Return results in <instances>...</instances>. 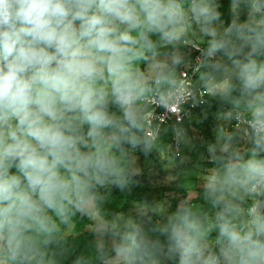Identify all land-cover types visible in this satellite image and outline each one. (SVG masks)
<instances>
[{
  "label": "clouds",
  "instance_id": "1",
  "mask_svg": "<svg viewBox=\"0 0 264 264\" xmlns=\"http://www.w3.org/2000/svg\"><path fill=\"white\" fill-rule=\"evenodd\" d=\"M230 8L225 24L218 0H0V264H44L37 244L59 224L96 207L99 189L129 187L130 153L153 143L145 102L193 98L176 78L180 43L236 112L218 115L237 123L207 146L211 211L178 204L149 229L118 216L96 261L264 264V0Z\"/></svg>",
  "mask_w": 264,
  "mask_h": 264
},
{
  "label": "trees",
  "instance_id": "2",
  "mask_svg": "<svg viewBox=\"0 0 264 264\" xmlns=\"http://www.w3.org/2000/svg\"><path fill=\"white\" fill-rule=\"evenodd\" d=\"M218 3L222 19L226 24L231 19L230 0H218ZM244 18L241 17L242 20ZM189 37L196 40L191 32ZM177 47L185 55V63L176 68L178 80L179 70L187 64L194 53L184 43H180ZM196 85L202 86L198 77ZM146 110L147 107L144 105L143 115ZM224 112L234 114L229 103L213 96L209 90L207 102L184 120L182 129L186 135L191 137L193 144L192 160L187 164L181 162L180 153L173 154L168 133L154 140L149 152L144 153L139 150L131 152L129 165L135 171L132 157H137L138 171L135 172L138 174L129 187L120 190L109 185L98 190L101 199L92 210L102 222L103 228H107L109 221L120 216L123 218L121 222L132 220L141 224L145 229H149L156 224L163 223L168 214L182 203L196 208L203 207L204 211L210 212L211 209L204 203L202 189L205 176L216 166L211 162L203 142L206 140L216 142L217 127L222 120L218 118V115ZM230 120L232 121L231 118ZM233 129L230 124L228 130ZM141 135H145V131ZM184 135H181V149L184 145ZM246 149L245 147L241 151ZM197 165L202 167L198 170L200 174L203 173L199 177L195 169ZM193 169L195 178L193 177L194 183L190 186L187 185L189 184L187 174ZM108 239V236L98 235L96 224L91 214L86 211L74 214L66 224H59L49 244L46 247L37 244V248L44 253V264H76L78 258H83V264H98L97 249L108 248Z\"/></svg>",
  "mask_w": 264,
  "mask_h": 264
},
{
  "label": "built area",
  "instance_id": "3",
  "mask_svg": "<svg viewBox=\"0 0 264 264\" xmlns=\"http://www.w3.org/2000/svg\"><path fill=\"white\" fill-rule=\"evenodd\" d=\"M190 47V46H189ZM194 53L186 65L182 66L178 73V81H185V87L191 89L193 98L187 102L177 101L178 110L166 111L163 107H158L155 102L146 101L147 107L144 113L146 125L145 135L152 134L153 141L161 138L163 134H169L172 151L178 155L181 151V135H184L182 124L193 111L204 105L208 100L209 90L203 86L196 85L198 72L195 70L196 57L199 53L190 47ZM236 112L234 111L235 115ZM237 121L232 119L231 127L235 128ZM243 126V125H242Z\"/></svg>",
  "mask_w": 264,
  "mask_h": 264
},
{
  "label": "rangeland",
  "instance_id": "4",
  "mask_svg": "<svg viewBox=\"0 0 264 264\" xmlns=\"http://www.w3.org/2000/svg\"><path fill=\"white\" fill-rule=\"evenodd\" d=\"M192 32H197V35L194 36V37L196 38V40H198L199 39L198 30L194 27L193 30H192ZM207 143H209V142H206V145H207ZM183 144L184 145L182 146V149H181V152H180V157H181V162H185L187 164L188 162H190L192 160L189 157V154L188 153L190 151V148H192L193 144H192L191 140L188 137L187 138L186 137H183ZM186 148H189V151L188 150H185ZM173 154H175V153L173 152ZM170 159H172V158H170ZM136 160H137V157L133 156L132 157L133 169L135 171H138V164H137ZM195 169L198 172V177L200 175L202 176V172L200 174V172L198 171V170L202 169V167H200L199 165H197L195 167ZM194 175H195V170L194 169L191 170V171H189V173L187 174V177H188V182L187 183H189V184H187V185H190L191 186L194 183V181H193ZM190 195H191V193H190ZM88 212L91 214V216H92V218H93V220H94V222L96 224V230L98 231V235L99 236L102 235L106 228H103L104 226L102 225V222L98 219V217L95 215V213L93 212V210L88 211ZM111 243H112V241L109 238L108 239V247L111 246Z\"/></svg>",
  "mask_w": 264,
  "mask_h": 264
},
{
  "label": "crops",
  "instance_id": "5",
  "mask_svg": "<svg viewBox=\"0 0 264 264\" xmlns=\"http://www.w3.org/2000/svg\"><path fill=\"white\" fill-rule=\"evenodd\" d=\"M230 124H231V120L230 119H222L221 121H220V125L219 126H223L224 128H226L227 130H228V128L230 127ZM185 134V133H184ZM184 137H188L190 140H191V137L189 136V135H184ZM206 142H209V143H207V145H206ZM210 143H212L210 140H206V141H204L203 142V145L205 146V148L207 149V146H208V144H210ZM247 143L245 142V141H243V140H240L239 141V146H240V148L241 149H244L245 147L247 148L248 147V145H246ZM193 147V146H192ZM185 150H188L189 151V148H186ZM189 157L191 158L192 157V148H190V151H189ZM202 155H203V153H202ZM192 159V158H191ZM203 174V173H202Z\"/></svg>",
  "mask_w": 264,
  "mask_h": 264
}]
</instances>
